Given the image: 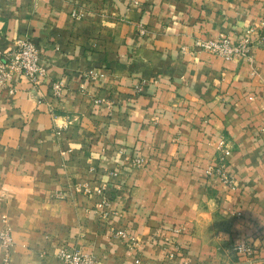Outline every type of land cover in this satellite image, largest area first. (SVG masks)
I'll return each mask as SVG.
<instances>
[{
    "label": "crops",
    "instance_id": "obj_1",
    "mask_svg": "<svg viewBox=\"0 0 264 264\" xmlns=\"http://www.w3.org/2000/svg\"><path fill=\"white\" fill-rule=\"evenodd\" d=\"M222 36L249 51L195 47ZM20 39L45 75L0 88V264H264V0H0Z\"/></svg>",
    "mask_w": 264,
    "mask_h": 264
},
{
    "label": "built area",
    "instance_id": "obj_2",
    "mask_svg": "<svg viewBox=\"0 0 264 264\" xmlns=\"http://www.w3.org/2000/svg\"><path fill=\"white\" fill-rule=\"evenodd\" d=\"M141 32L145 33L146 30L142 28ZM195 47L214 56L230 60L240 55H245L249 51V40L244 39L236 43L230 37L225 36L220 39H197ZM44 75L45 70L41 64L40 50L32 40L20 39L16 47L11 51L3 52L0 50V88L11 87L16 76L26 78L33 87H37ZM61 86L55 87L57 95L61 93ZM142 90V86H138L136 89L137 92H142ZM229 152L228 143L226 139H223L218 148L217 164L209 169V173L219 176L223 184L235 190L236 180L227 171ZM99 193L102 194V191L100 190ZM120 235L124 234L120 233ZM0 241L2 246L8 251L13 244V237L9 229L5 228L0 231ZM235 249L236 252L243 255H251L253 253V246L250 241L239 243ZM58 256L62 264H96V261L89 254L77 250L70 251L62 248Z\"/></svg>",
    "mask_w": 264,
    "mask_h": 264
}]
</instances>
